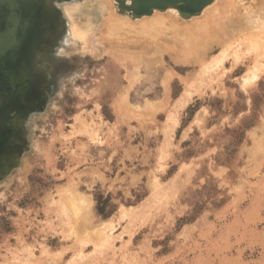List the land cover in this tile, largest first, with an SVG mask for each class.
I'll return each instance as SVG.
<instances>
[{
    "label": "rangeland",
    "instance_id": "obj_1",
    "mask_svg": "<svg viewBox=\"0 0 264 264\" xmlns=\"http://www.w3.org/2000/svg\"><path fill=\"white\" fill-rule=\"evenodd\" d=\"M141 3L27 0L0 264H264V0Z\"/></svg>",
    "mask_w": 264,
    "mask_h": 264
},
{
    "label": "bare ground",
    "instance_id": "obj_2",
    "mask_svg": "<svg viewBox=\"0 0 264 264\" xmlns=\"http://www.w3.org/2000/svg\"><path fill=\"white\" fill-rule=\"evenodd\" d=\"M26 4H27V0H0V5L4 9L3 16L0 17V77L7 76L6 78L8 79L11 76V74H14L17 55L20 54L23 56V50H25L27 42L25 43V41H22L21 32L26 30L25 33L28 35V30L30 29V26L28 27V23L24 16V12H25L24 10H25ZM86 19L91 20L89 18H86ZM3 20H4V26L1 28V23ZM152 39H155V38H152ZM21 60L23 61L25 65V63L27 62L26 58L23 56ZM9 79H13V78H9ZM12 82H11V85H12V88L14 89L15 84H12ZM0 103H1V95H0Z\"/></svg>",
    "mask_w": 264,
    "mask_h": 264
},
{
    "label": "water",
    "instance_id": "obj_3",
    "mask_svg": "<svg viewBox=\"0 0 264 264\" xmlns=\"http://www.w3.org/2000/svg\"><path fill=\"white\" fill-rule=\"evenodd\" d=\"M137 1V5H138V8L141 6V2H143V1H147V2H151V0H136ZM169 1H171V2H177V1H191V0H169ZM143 5V4H142Z\"/></svg>",
    "mask_w": 264,
    "mask_h": 264
}]
</instances>
